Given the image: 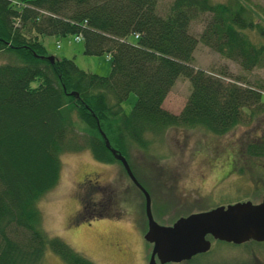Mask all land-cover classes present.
<instances>
[{"label": "trees", "instance_id": "trees-1", "mask_svg": "<svg viewBox=\"0 0 264 264\" xmlns=\"http://www.w3.org/2000/svg\"><path fill=\"white\" fill-rule=\"evenodd\" d=\"M156 1L0 0V51L8 56L0 61V264H41L46 247L68 264H96L41 226L36 201L57 182L61 151L88 148L99 161L120 162L112 148L126 156L167 126L222 133L264 108L259 85L191 63L199 39L246 69L263 65L264 40L244 30L264 37V10L242 0H171L161 14ZM198 12L209 16L195 36L188 25ZM66 33L80 34L86 53L106 52L109 72L72 57L49 60L40 35ZM179 74L190 91L174 112L162 102ZM129 91L136 98L126 112ZM245 151L264 157V133Z\"/></svg>", "mask_w": 264, "mask_h": 264}, {"label": "rangeland", "instance_id": "rangeland-1", "mask_svg": "<svg viewBox=\"0 0 264 264\" xmlns=\"http://www.w3.org/2000/svg\"><path fill=\"white\" fill-rule=\"evenodd\" d=\"M242 1L260 12L264 10V0ZM170 2L157 0V12L164 14ZM208 16L207 12H198L189 21V31L198 36ZM244 31L253 40H264L253 29ZM39 38L49 53L72 57L83 69L100 74H107L110 70L108 54L84 52L83 39H75V33L41 34ZM7 57L5 52L0 51V61ZM191 63L195 67L220 70L226 73L225 79L236 76L255 83L264 93V64L246 69L199 39L193 49ZM36 83V78L31 80V84ZM189 91V79L183 74L177 75L163 100V106L178 112ZM135 98V92L129 91L121 102L124 111L130 110ZM262 133L264 108L249 116L245 113L243 118L222 133L198 125L167 126L160 133L150 135V141L145 146L132 143L126 158L151 194L154 219L170 223L187 212L190 206L199 209L195 206L206 207L236 198L259 199L264 194V157L247 156L245 145L249 140L258 139ZM59 157L61 167L57 182L36 201L43 230L48 235L64 239L96 264H146L151 243L143 234L140 236L146 227L142 196L134 186L126 185L128 178L119 162L99 161L88 148L64 150ZM87 171L96 174L102 189L88 191L78 186V181ZM154 171L163 172L164 181L170 177L174 183L177 178L178 187L163 185L153 188L145 175L148 173L152 177ZM213 172L220 175L226 173L224 178L216 181ZM110 191L122 208L120 217L103 213L105 202L97 198L100 193L104 196ZM163 198L167 199L166 208L160 213L158 204ZM194 201L196 203L191 204ZM74 212L75 219L70 221ZM187 261L184 259L171 264H264V243L248 241L239 245L219 239L212 242L209 251L196 255L192 262ZM41 264L68 263L56 251L46 247Z\"/></svg>", "mask_w": 264, "mask_h": 264}, {"label": "water", "instance_id": "water-1", "mask_svg": "<svg viewBox=\"0 0 264 264\" xmlns=\"http://www.w3.org/2000/svg\"><path fill=\"white\" fill-rule=\"evenodd\" d=\"M49 60L54 54H46ZM105 143L108 138L98 126ZM119 159L129 177L142 190L147 227L143 237L152 242L147 264H162L168 260H181L192 254L204 251L210 246V234L232 242L247 239L264 240V194L255 201L251 199L219 203L212 207L194 210L176 217L171 223L156 221L151 212L150 194L135 177L126 156L111 149ZM155 256L159 262H155Z\"/></svg>", "mask_w": 264, "mask_h": 264}, {"label": "flooded vegetation", "instance_id": "flooded-vegetation-1", "mask_svg": "<svg viewBox=\"0 0 264 264\" xmlns=\"http://www.w3.org/2000/svg\"><path fill=\"white\" fill-rule=\"evenodd\" d=\"M216 176H215V179L216 181H218L219 179H222L224 178L225 176V173H221V175L217 172H213ZM163 174V172H159L158 171H154L153 172V176L151 177V175L148 173L145 175V177L150 181V183L152 184V187L155 188V187H160V186H168V187H178V183L176 182V179H174V183H173V178H170L169 177V180L166 179V181H164V177L165 176H161ZM223 174V175H222ZM134 175L136 176V178L139 180V182L146 188V186L144 185V183L142 182V180L140 178H138V176L135 174L134 172ZM126 176L128 178V182H126V185H132L134 186V188L139 192V194H142L143 195V192L142 190L133 182V180L129 177V175L126 173ZM224 176V177H223ZM218 183V182H217ZM216 184V182L214 183ZM156 185V186H155ZM78 186L80 187H85L87 188V190L89 191L90 189L92 188H100L102 189V187L99 185L98 183V179L96 177V174H94V172H85L81 179L78 181ZM147 189V188H146ZM158 189V188H157ZM148 190V189H147ZM91 191V190H90ZM100 191V190H98ZM149 191V190H148ZM150 194V192H149ZM144 197V195H143ZM163 197V196H161ZM98 200L99 201H103L105 202V205H106V208H105V211L103 213H112L115 217H120L122 215V208H120V206L117 204V202L115 201V197L112 195V192H108V194H104V196L102 195V193H100L98 196H97ZM150 199H151V194H150ZM236 200H240L239 198H236L234 200H228V201H220V202H216L215 204L213 205H216V204H219V203H228V202H233V201H236ZM167 201L166 198H163V200L158 204V211L160 213H162V207H165L164 206V202ZM196 202H191V204H195ZM177 204V203H175ZM185 204V203H184ZM211 205V206H213ZM211 206H206V207H203L201 208L202 206H195L196 208H199V209H205L207 207H211ZM193 206H190L187 210V213L191 212V211H194V210H197V209H192ZM186 213V212H185ZM75 215H76V212H74L73 214L70 215V221H73L75 219ZM142 234V231L140 233V236ZM216 240L218 239H215V238H210V247H212V242H215ZM250 240V239H248ZM228 242H231V241H228ZM252 242V241H251ZM264 243V240H256V244H263ZM237 244H242V245H245L247 244V240L245 241H242V242H239ZM204 253V252H202ZM199 254L198 252L197 253H194L192 254L190 257L186 258L185 260H188L187 262H192V259L197 255ZM149 256H150V251L148 253V256L146 258V264H147V261L149 259ZM155 258V262L158 263L159 262V259L157 258V256L154 257ZM181 260H184V259H181ZM173 262H178V261H173V260H168V261H164L162 264H171Z\"/></svg>", "mask_w": 264, "mask_h": 264}, {"label": "built area", "instance_id": "built-area-1", "mask_svg": "<svg viewBox=\"0 0 264 264\" xmlns=\"http://www.w3.org/2000/svg\"><path fill=\"white\" fill-rule=\"evenodd\" d=\"M76 37L78 38L79 36H78V35H76Z\"/></svg>", "mask_w": 264, "mask_h": 264}, {"label": "crops", "instance_id": "crops-1", "mask_svg": "<svg viewBox=\"0 0 264 264\" xmlns=\"http://www.w3.org/2000/svg\"><path fill=\"white\" fill-rule=\"evenodd\" d=\"M162 104H163V102H162Z\"/></svg>", "mask_w": 264, "mask_h": 264}]
</instances>
